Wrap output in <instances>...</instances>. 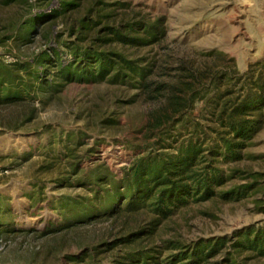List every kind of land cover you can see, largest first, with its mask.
<instances>
[{"label": "rangeland", "instance_id": "rangeland-1", "mask_svg": "<svg viewBox=\"0 0 264 264\" xmlns=\"http://www.w3.org/2000/svg\"><path fill=\"white\" fill-rule=\"evenodd\" d=\"M61 1L0 0V65L13 66L19 88L29 86L24 103L0 106V264H71L66 256H79L81 243L99 241L113 227L110 221H101L60 231L91 205V191L88 185H81L88 170L100 175L107 171L120 179L123 170L143 154L170 152L189 139L201 143L202 148L217 142L210 130L219 126L209 113V101L218 92L211 85L190 119L193 124L200 123L205 134L196 137L190 128L175 127L171 137L154 146L156 149H145L155 141L146 139L147 114L153 104L135 87L112 82V73L97 82H70L57 92H44L37 77L55 83L57 70L40 65L39 56L58 47L61 61L67 64L72 56L63 44L78 42L86 48L91 37L95 38L93 33L76 41L68 31L75 19L85 15L90 0H81V14L70 11L57 16L50 29L47 21H36L40 23L37 28L25 39L21 37L32 27L31 18L52 15L60 9ZM105 4L104 13L114 10L116 20L125 14L134 22H161L163 43L113 47L140 66L160 63L169 54L173 68L174 59L220 52L226 60L217 62L216 70L219 75L234 70L229 84L233 97L243 96L249 78L256 79L264 72V0H105ZM102 26L103 22L96 30ZM32 112L34 117L27 122ZM218 167L225 176L236 172L219 187L224 192L254 184L252 175L261 177L257 186L237 201L214 196L177 210L160 224L162 239L192 244L232 237L246 229H264V193L257 192L264 189V122L246 143L239 160L220 161ZM72 199L74 202L69 201ZM98 202L94 205L97 210L104 204L103 199ZM249 256L241 257L246 264H264V260ZM99 260L98 264H113L107 255Z\"/></svg>", "mask_w": 264, "mask_h": 264}, {"label": "trees", "instance_id": "trees-1", "mask_svg": "<svg viewBox=\"0 0 264 264\" xmlns=\"http://www.w3.org/2000/svg\"><path fill=\"white\" fill-rule=\"evenodd\" d=\"M81 3V0H63L60 9L52 15L31 18L32 27L21 37L25 39L32 29L37 28L40 23L36 21H47L50 29L51 21L57 16L70 11L81 14ZM105 7V0H90L84 9L85 15L72 22L68 31L75 35L76 41L93 33L95 38L91 37V45L86 48H81L78 42L63 44L72 56L67 64L61 61L62 53L58 47L52 46L49 52L39 56L40 65L55 66L57 70L55 83L37 77L40 88L54 93L65 83L97 82L112 73V82L135 87L153 104L147 114L146 139L155 141L147 144L145 149H156L160 142L171 137L175 127L190 128L192 136L196 137L205 134L202 125L193 124L190 119L198 101L206 98L211 85L218 93L205 103L209 101V113L219 126L210 130L216 134L217 142L202 148L201 143L189 139L172 147L170 152L143 154L123 170L120 179L113 178L107 171L100 175L95 170H88L81 185H88L91 205L83 208L82 216H75L76 221L60 231L101 221H110L113 227L99 241L81 243L79 256L65 258L71 264H98L101 255L109 256L113 264H246L241 258L243 254H249L253 260H264V229H246L232 237L192 244L176 238L164 240L160 232L161 223L191 203L208 201L214 196L222 201H237L257 186L261 176L252 175L254 184L231 191L219 190L223 182L236 172L225 176L218 165L220 161L239 160L246 143L264 122V72L256 79L249 78L251 87L243 86V96L233 97V88L229 84L235 76L234 70H225L220 75L216 70V63L226 60L223 53L212 51L200 58L174 59L173 68V57L167 54L160 63L154 61L148 66H140L136 60L128 59L113 47L163 43L165 30L161 22H134L125 14L116 20L114 10L104 13ZM102 22L103 26L96 30ZM26 66L21 69L26 70ZM12 67L0 65L2 107L24 103L28 97L29 86L22 84L21 88L18 87L17 74ZM33 117L32 112L26 121ZM67 140H72V134ZM76 169L75 166L73 171ZM257 192L264 193V189L258 188ZM100 199L104 204L101 203L97 210L94 205ZM69 201L74 202L73 199Z\"/></svg>", "mask_w": 264, "mask_h": 264}]
</instances>
